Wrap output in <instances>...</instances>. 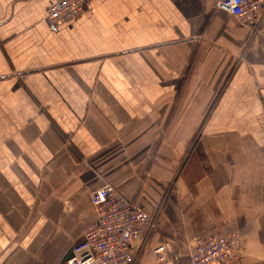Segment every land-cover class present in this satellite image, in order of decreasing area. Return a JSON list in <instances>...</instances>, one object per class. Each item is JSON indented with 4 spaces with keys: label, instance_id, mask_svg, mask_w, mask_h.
Returning <instances> with one entry per match:
<instances>
[{
    "label": "crops",
    "instance_id": "0c3cea01",
    "mask_svg": "<svg viewBox=\"0 0 264 264\" xmlns=\"http://www.w3.org/2000/svg\"><path fill=\"white\" fill-rule=\"evenodd\" d=\"M53 1L0 0V264H66L106 183L158 213L137 264H183L227 226L235 264H264V24L97 0L53 26Z\"/></svg>",
    "mask_w": 264,
    "mask_h": 264
},
{
    "label": "built area",
    "instance_id": "2783aa9c",
    "mask_svg": "<svg viewBox=\"0 0 264 264\" xmlns=\"http://www.w3.org/2000/svg\"><path fill=\"white\" fill-rule=\"evenodd\" d=\"M95 1L55 0L47 7L46 19L53 26L66 24ZM216 7L235 16L253 34L264 24V0H218ZM90 202L95 218L73 246L66 264H137L158 227V213L146 211L111 183L93 190ZM241 246L238 233L227 226L210 237L196 238L189 260L183 264H235ZM168 248L159 245L152 254L159 257Z\"/></svg>",
    "mask_w": 264,
    "mask_h": 264
},
{
    "label": "rangeland",
    "instance_id": "374dc122",
    "mask_svg": "<svg viewBox=\"0 0 264 264\" xmlns=\"http://www.w3.org/2000/svg\"><path fill=\"white\" fill-rule=\"evenodd\" d=\"M76 243H77V242H76ZM76 243H75V244H76ZM75 244H74V245H75ZM74 245H73V246H74ZM151 254H152V251H151Z\"/></svg>",
    "mask_w": 264,
    "mask_h": 264
}]
</instances>
